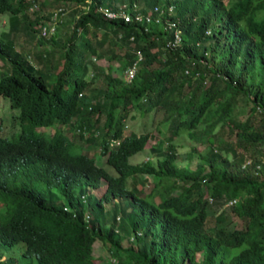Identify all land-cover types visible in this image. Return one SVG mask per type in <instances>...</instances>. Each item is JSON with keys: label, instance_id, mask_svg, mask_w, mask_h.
<instances>
[{"label": "trees", "instance_id": "16d2710c", "mask_svg": "<svg viewBox=\"0 0 264 264\" xmlns=\"http://www.w3.org/2000/svg\"><path fill=\"white\" fill-rule=\"evenodd\" d=\"M48 1L73 3L69 19L62 6L45 11ZM122 4L143 15L162 11L147 22L98 11ZM0 13L21 18L28 42L40 45L48 39L40 28L54 15L56 32L70 27L65 43L51 35L46 49L17 48L18 22L0 33V95L21 125L10 138L0 134L1 263L19 264L9 250L23 242L22 255L37 264H264V0H0ZM166 19L181 29L176 47L168 46L175 28ZM96 56L123 72L136 62L133 80L105 73ZM133 108L164 109L169 134L163 147L151 143L155 161L129 162L151 138L125 132ZM65 126L98 142L116 174L73 152ZM182 133L205 145L188 154L197 152L194 169L177 162ZM138 174L155 178L147 195L127 186ZM224 205L239 225L213 234L208 208ZM98 241L114 263L94 254Z\"/></svg>", "mask_w": 264, "mask_h": 264}, {"label": "rangeland", "instance_id": "374dc122", "mask_svg": "<svg viewBox=\"0 0 264 264\" xmlns=\"http://www.w3.org/2000/svg\"><path fill=\"white\" fill-rule=\"evenodd\" d=\"M228 1V0H225ZM74 7L75 5L73 3H65L61 2L54 3L53 1H48V4L44 7L45 11H53L54 9H57V7L62 6L65 8V14L63 15L65 18L69 19V13L71 11V6ZM204 14V11H198L196 14V19H199ZM19 25V32H15L16 34V41H17V48H20L22 46H25V43L28 42V38H26L21 31L22 29V23L23 20L21 18L12 17L10 14L6 13H0V33L3 31H6L9 29V25L12 23H17ZM70 24V22H69ZM68 25V24H67ZM58 32H56L52 37L57 39L58 41H62V43L66 42L67 37L70 35V27H61L58 26ZM46 41L42 42V45L38 43V40L34 37L32 38V41L28 42V46H35L36 48L44 47L43 49L51 47L53 44L51 43V39H45ZM29 51L28 49H26ZM26 53V51H23ZM93 61L100 66H103L105 69V73L110 72L114 76H123V71L119 69V63L117 61H111L108 63L107 59L105 57H95L93 58ZM89 70L88 74L90 75L92 73ZM100 81L103 78V74L99 75ZM237 110L240 112L237 117L241 120H244L248 113V106L244 98H239V103L237 105ZM19 111L17 109H13L10 107V101L7 97L0 95V134L3 137L10 138L12 135H15L20 132L21 125L19 123V120L16 118ZM165 114L164 109L159 110H150L145 112H140L138 109H131V111L128 114V118L126 120V126H125V132L128 133L129 130L133 132H144L149 131L151 134V138L147 142L146 146L139 152L133 154L129 157V162L131 164H135L137 162L145 161L148 158H151L153 156V159H150L152 161H155L154 154L149 150V147L151 143L157 142V146L163 147L165 145V139L168 137L169 134V127L168 123L163 120V115ZM131 116H133L131 118ZM104 120H101L100 123L102 124ZM170 122V121H168ZM201 125L198 127L200 128ZM46 129H49L48 127L41 128L39 130L45 131ZM64 133L67 135L70 144L72 145V151L73 152H84L88 155H91L94 157L95 162L103 166L109 173L116 174L115 170L107 165L104 162L105 157L102 156L100 153V145L98 142H87V141H81L79 137L74 133L73 128L69 126H65L62 128ZM174 143L178 146V164L179 165H189L191 168H195L196 160L198 158L197 152L198 150L203 153L205 151V145L201 143H197L194 140H190L186 133H182L179 136L174 138ZM193 147H197L196 151L193 153V156L191 158L188 157V154H191V150ZM133 178V179H132ZM154 176H144V175H136L134 177H129L126 181L128 187L134 186L136 184L137 187L141 189V192L145 195L150 193L151 189L154 185ZM27 184L33 186L34 183L31 180H26ZM168 182H165L164 185L167 186ZM138 188V189H139ZM53 189L58 193H62V188L60 185L54 186ZM105 190V186H101L96 190L97 195H101ZM162 188H158V191H161ZM180 191V188L175 187L168 193L174 194L178 193ZM156 201L159 200V196L156 194L155 198ZM112 202L110 201L105 206L108 208ZM228 205H224L221 208H215L209 207L208 208V218L206 222V228L211 233L215 234L216 231H221L223 233H226L233 229L234 227L239 225L238 219L231 215L230 212H228ZM221 215V216H219ZM123 245H126V240L122 242ZM15 252L12 250H9V252L13 253V259L18 262L19 264H37L34 257H24L22 255V250L24 249V243L19 242L15 246ZM239 249H236L235 252H237ZM3 253V251L0 249V256ZM94 254L102 256L103 259H111L107 249L101 245V243L98 241L94 245ZM198 257V254H197ZM113 259V258H112ZM111 261L113 262V260ZM116 259V258H115ZM1 261V258H0ZM114 263V262H113ZM0 264H3L0 262ZM104 264V262H103ZM115 264V263H114Z\"/></svg>", "mask_w": 264, "mask_h": 264}, {"label": "built area", "instance_id": "2783aa9c", "mask_svg": "<svg viewBox=\"0 0 264 264\" xmlns=\"http://www.w3.org/2000/svg\"><path fill=\"white\" fill-rule=\"evenodd\" d=\"M125 8V4H122L118 9H111L108 7H98V11L101 12L104 17L108 18V19H112V18H122L124 21H130L133 17L135 18V20H146L150 21L153 20L154 21L158 20L157 16H152V13H158V15L160 14V12L162 10H160V8L158 7H154L153 11H150L149 13H146L145 15L139 13L138 11H136L137 9V5H134L133 7V12H129L127 10L124 9ZM38 9L37 5L34 4L33 6L30 7L29 11H33ZM173 10V7H169V11ZM56 13V12H55ZM56 15H54V20L52 23H47L45 25H42V27L40 28L39 34L40 37H44V38H49L51 35H53L56 32ZM168 27H173L175 28L174 32H173V36H174V40L173 41H169L168 42V46L169 47H176L180 44L181 42V29L178 28V26L176 27V25L178 24L177 22H171L170 19H166ZM136 66L137 63L134 62L132 64H130L127 69L123 72V80L125 82H131L136 74ZM234 201H230L228 204H232Z\"/></svg>", "mask_w": 264, "mask_h": 264}, {"label": "clouds", "instance_id": "9594fccd", "mask_svg": "<svg viewBox=\"0 0 264 264\" xmlns=\"http://www.w3.org/2000/svg\"><path fill=\"white\" fill-rule=\"evenodd\" d=\"M209 32V31H208ZM118 143V141H115V142H113V144H117ZM105 160V159H104ZM103 186V185H102ZM105 186V185H104Z\"/></svg>", "mask_w": 264, "mask_h": 264}]
</instances>
